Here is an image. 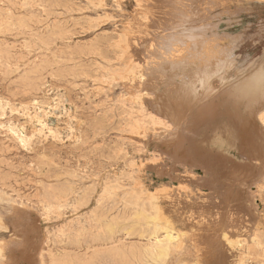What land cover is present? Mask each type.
I'll return each mask as SVG.
<instances>
[{
	"label": "rangeland",
	"instance_id": "obj_1",
	"mask_svg": "<svg viewBox=\"0 0 264 264\" xmlns=\"http://www.w3.org/2000/svg\"><path fill=\"white\" fill-rule=\"evenodd\" d=\"M0 1V219L1 221L4 219L1 222L4 225L0 226V264H140L129 253L133 248L147 243L137 228L132 231L139 210H147L146 214L153 216L159 211L158 219L152 220L151 225L160 224L163 227L169 223L174 225L173 228L180 231L179 240L189 241L196 236L193 241L194 247H189L190 254L201 256L202 260L205 255L203 261H208L207 264L221 263H216V260L221 261L216 255L218 249L222 250L221 264H240L244 258L247 259V264H264V174L261 180H256L252 188L248 189L247 210L250 209L247 211L250 213L248 219L242 221V224L238 221L240 223L233 227L228 212V215L223 214V223L217 227L210 212L215 193L207 186H202L203 192L200 193L204 194L199 198V191L193 189L196 185L192 181L181 180V177L179 180L177 178L171 180V175L177 174L175 167L181 165L174 164L172 159H169L170 149L166 143L157 148L163 138L171 136L177 130L174 120L162 114L159 109L162 102L156 97L158 94H155L157 90L154 92L149 85L156 83L159 85V91H163L162 84L167 74L156 72L152 77L157 73L161 76L155 79L151 77L152 80L148 75L143 79H137L139 70L145 67L139 62L141 57L137 56L138 52L130 50L132 49L130 46L137 44L136 38L139 36L154 38L162 33L163 30L158 28L161 26L157 18L158 13L172 10L174 7L167 3L161 4L162 6L158 4L159 7L156 6L157 3L154 5L153 0ZM140 1L144 5H140ZM202 1L203 4L196 1L198 5L195 9L199 7V10H207L204 4L212 2ZM216 1L211 4L213 9L207 17L201 14L198 16L196 13L197 16L193 19H174L173 24L184 28L178 30L179 33L197 36V39L187 38L189 43H186L184 48L190 46V49L184 50L185 59L204 62L205 56L213 54L214 50L205 49L207 46L205 47L202 42L206 32L204 25L211 23L214 30L211 28L212 31L208 30L206 34L211 35L210 33L214 31L238 36L239 40L235 39L232 43L230 39L224 38L223 44L233 46L236 65L248 67L251 62L260 63L253 74L262 75L264 80V0ZM232 12H235V15ZM131 33L133 35H130ZM193 44H196V48ZM200 57L203 58L199 59ZM97 63H101V66ZM168 69L167 72L173 73ZM176 73L179 74L177 78L180 79V83L184 84L182 79L185 73L181 69ZM180 74H183L182 78ZM203 76L206 77L207 74ZM219 77H213L212 74L205 83ZM238 77L239 82L231 80L228 84L240 83L246 76ZM250 77L251 75L246 77L247 81ZM183 84L181 86L184 91H193L196 85L199 88L203 85L199 81L194 83L195 87L191 84L193 88L189 83ZM98 85L101 86L97 87ZM6 102L9 104H5ZM2 112L6 113L5 116ZM185 116L187 119L188 114ZM91 118L96 123L90 121ZM95 118L97 120L101 118L102 122L96 121ZM143 127L144 129H141ZM134 131L136 133L138 131L137 135ZM139 131H142L141 134ZM95 134L99 136H94ZM182 174L194 178L200 172L192 173L186 169L182 170ZM111 182L113 183L110 184ZM108 184L115 190L111 186L113 190H110ZM133 188L135 192L143 188L148 190V193H157V197L162 199L151 200L149 195L139 199L137 206L126 204L133 199L134 193L130 192ZM175 189L174 198L177 199L169 198L168 196L172 195L166 193ZM180 191L184 196L179 198V194L182 195ZM194 193H197V196ZM192 194L195 196L193 202L197 203L198 199L203 207L206 206V215L210 219L202 220L208 221L200 222L202 220L199 217V224L190 225L175 218L178 217L177 214L186 211V206L178 200L184 197L190 200ZM175 203L178 206L173 207ZM169 205L171 207H168ZM179 206L184 207L180 209ZM157 208L159 210H156ZM168 208H171L169 209L171 212ZM117 218L121 221V227L117 229L116 236L124 238V248L128 253L123 257L112 253L111 250L117 246L116 244L104 245L102 241L108 232L107 220ZM212 224L216 226L213 228ZM256 233L260 234L263 243L252 251L248 259V255L241 254V247L246 242L251 243ZM117 244L123 246L120 242ZM250 245L247 246L249 249L252 246ZM175 258L170 255L165 264H182L183 261H177ZM189 261L190 259L187 260Z\"/></svg>",
	"mask_w": 264,
	"mask_h": 264
},
{
	"label": "bare ground",
	"instance_id": "obj_2",
	"mask_svg": "<svg viewBox=\"0 0 264 264\" xmlns=\"http://www.w3.org/2000/svg\"><path fill=\"white\" fill-rule=\"evenodd\" d=\"M20 1H22V0H20ZM153 1H155L154 5L157 3L156 6H159L158 4H160V6H162L161 4L167 3V4H170L172 7H174V9L166 10V11L163 10L162 12L161 11L159 12V10H157L159 12L158 16H157V18L159 19L158 22L161 23L160 24L161 26H159V25H157V26H159L158 28L162 29L163 32L160 33L159 35H157L154 38H144V37H141V36L137 35V36H139L137 38L135 37L138 40L136 42L137 44L131 45L130 47L132 49H130V50L134 49L135 51L138 52L139 55H137V56L141 57V59H139V62H140V64L143 65V67H145V68L139 70L138 76L136 75L137 72L135 71L136 72L135 75L137 76V79H143V77L145 78L146 75H148L149 78H151L156 72H160L162 74H167V75H165L166 78L164 79V82L162 84L163 91H159V88H158L159 85L156 84V83L155 84L154 83H151V84L149 83V85L151 87V90H152V88H153V91L157 90V92L155 94L156 95L158 94L156 97H158V99H160V101L162 102V107H159V109L161 110L162 114L164 116L174 120V123L177 124V130L171 136H169L167 138H163V140L159 142V145H158L157 148H160V145H162L163 143H166V145H168V148L170 149L169 154L171 155V157H169V159L170 160L172 159L174 164H180L181 165V166L175 167V170H176L177 174L171 175V177H172L171 180H174L176 178L178 179V178L181 177L180 178L181 180H184V181L190 180V181H192L196 185L195 187H193V189L194 190L198 189V191H199V193H198L199 198H202L203 194H204V193H200V192H203L202 186H207L211 190V192L215 193V196L212 199L213 200V205L210 208V212H211V215L213 216L214 223H216L218 225L217 227L222 225L223 216H224L223 214H225V213L227 214L228 212L230 213V218H231V220L233 222V227H234V225L236 223L238 224V223L241 222L240 224H242V221L245 222L247 216L250 214V213H248L249 212L248 210H250V209L247 210V208H249L248 207V203H249V194H248L249 190L248 189L252 188L253 183H255L256 180H259L262 177V175L264 174V80H263V76L262 75H260V74L254 75L253 74L256 71V69H257V67H258V65L260 63L257 62V64H258L257 65V64H253V62H251L250 66H248V67L247 66L244 67V66L236 65V63H235L236 60L234 59V57H236V56H235L234 51H233V46L231 44L225 46L223 44V39L224 38L225 39H230L231 40L230 42L232 43V42H234L235 39H237L238 36L231 35V34H228V33L227 34H219V33L214 32V31L212 33H210L211 35H208V34H206V32H208V30L210 31L211 28L213 27L211 23H210L211 25L208 24L209 22L207 23L208 25H204V29H206V32H205V35L202 37V42L205 44V47L207 46L206 48L204 47L205 49L209 48L210 51L214 50V52H212L213 54H211V56L210 55L207 56V57L205 56V59H203V60H205L204 62L199 60V59H202L203 57L202 58L200 57L198 59L199 61H190V60L187 61L185 59L186 58L185 57L186 54H184L183 52H184L185 49H188L190 46H186L187 48H184L185 47L184 45H186V43L188 41L187 40L188 37H196V39H197V36H193V35L186 36V35H184L182 33H179L178 30H181V29H184V28L177 27L175 24H173L174 23V19L175 18H178L180 20L181 19H193V18H195L197 16L196 13H198V16L201 14V15H203V17L204 16L207 17L210 14L211 9H213L212 8L213 6H211V4L213 2L215 3L217 1L216 0H212V2H209V3L207 2L208 4L205 3L204 5H206V7L208 9L204 10V11L203 10H199V7L197 9H195L197 7V5H198V3H196V1H200L201 3L202 2L204 3V1H202V0H153ZM140 2L141 3H139V4L141 5L142 1H140ZM222 2H224V1H222ZM145 3H147V2L145 1ZM142 5H144V4H142ZM101 6H103V5H101ZM166 7H168V5ZM200 7L203 8V5H201ZM83 10H84V8H83ZM240 10H242V9L240 8ZM78 11H79V9H78ZM202 11H203V13H202ZM233 14L235 15V12ZM138 15H139V13H138ZM142 15H145V14H142ZM149 18H150V16H149ZM107 19H109V18H107ZM147 19H148V17H147ZM205 19L207 20V18H205ZM111 20H113V19H111ZM104 21H106V20H104ZM245 21H247V20H245ZM162 23H164V24H162ZM88 24H90V23L88 22ZM123 26H125V25H123ZM126 27H128V26L126 25ZM88 28H89V26H88ZM124 34H126V33H124ZM130 35H133V34L131 33ZM95 38H96V36H95ZM239 38H241V37H239ZM120 39H121V37H120ZM133 39H134V37H133ZM192 39H194V38H192ZM152 40H154V41L151 42ZM237 40H239V39H237ZM116 41H118V39ZM177 42L180 45L182 44L183 48L181 46H177V45H179V44H177ZM194 43H195V41H194ZM108 44H110V43H108ZM193 46L196 48V44H193ZM198 46H200V45H198ZM109 47H111V46H109ZM128 47H129V45H128ZM123 49H124V47H123ZM209 49H208V51H209ZM215 49H216V51H215ZM128 51H129V49H128ZM205 51H207V50H205ZM194 52L195 51H193V53ZM202 53H203V51H202ZM124 55H125V53H124ZM59 59H62V58H59ZM137 61H138V59H137ZM98 64L99 63H97V65ZM166 66L168 68H171V69H168ZM167 69L171 70L173 73L170 74L169 72H167ZM176 69L177 70L181 69L183 71V73H185V77L183 76V74L182 75L180 74L181 78L183 76L182 81L184 80L183 81L184 84L185 83H189L190 87H191V84H194L195 82L199 81V82H201V84H203L202 87L199 88L197 86L198 85V83H197V85H196L197 88L195 87V84H194L195 88L193 89V91H191V90L190 91H184L183 90L184 88L181 86V84H183V83H180V81H179L180 79L177 78V76L179 74L176 73V71H177ZM148 71H150L151 73L148 72ZM195 71H198V72H195ZM125 72H123V73H125ZM117 73H120V72H117ZM209 73H211V74H209ZM203 74H207V76L206 77H204V76L202 77ZM212 74H213V77L214 76H216V77L220 76V77L218 79L212 78V81L210 83H205V82H207V80H209L208 78H211ZM127 75H129V74H127ZM131 75H129V76H131ZM248 75H251V77L247 81L246 77ZM157 76H161V75H159L157 73V75L152 77V78L155 79V77H157ZM238 76H246V77L240 83L233 84V85H229L228 84L231 80H233L234 82L235 81L239 82V78L240 77H238ZM131 78H130V80H131ZM152 78H151V80H152ZM148 79H146V80L148 81ZM106 80L108 81V79H106ZM115 80H117V79H115ZM157 80H159V79H157ZM161 80H162V78H161ZM133 81L136 82L135 80H133ZM109 85H110V83H109ZM143 85H145V84L143 83ZM100 86L98 85L97 87H100ZM199 86H200V84H199ZM145 87H147V85ZM188 87H189V85H188ZM186 88H187V86H186ZM191 88H193V86ZM187 90H189V89H187ZM153 91H152V93H153ZM15 98H16V96H15ZM13 102H15V101H13ZM21 102H22V100H21ZM141 102H142V100H141ZM7 103L8 102H6L5 104H7ZM113 104H115V103H113ZM181 104L182 105L184 104L186 106H181ZM0 105H1V103H0ZM22 106L24 107V105H22ZM59 106H61V105H59ZM4 107H6V105ZM30 107H28V108H30ZM16 108L17 107H15V109ZM8 109L10 110V107ZM1 110H2V108H1ZM45 110H46V108H45ZM130 110H131V108H130ZM52 111H53V109H52ZM42 112H44V111H42ZM53 113H54V111H53ZM137 113H139V112H137ZM4 114H6V113L2 112V115H4ZM42 114H44V113H42ZM185 114H188L187 119H185L186 118ZM99 117H101V116H99ZM103 117L104 116H102V119H103ZM92 119L93 118H91L90 121L93 122L94 119L93 120ZM99 120L96 119V121H99ZM101 120H100V122H102ZM117 120H119V119H117ZM117 120L115 121L116 123H118ZM38 121H40V120H38ZM119 121H121V120H119ZM14 123L15 122H13V124ZM150 123H152V122H150ZM125 124H126V122H125ZM128 124L130 125V123H128ZM14 125H16V123ZM109 125H111V124H109ZM84 126L87 127L86 124ZM99 126H101V125L99 124ZM45 127H47V126H45ZM134 127H132V128L135 130ZM21 128H23V127H21ZM26 128H28V127H26ZM43 129L44 128H42V130ZM72 129H74V128H72ZM141 129H144V127L141 128ZM85 130H87V128ZM13 131H15V130H13ZM134 132H135L134 134L137 135L138 131H137V133H136V131H134ZM141 132H140V134H141ZM105 133H106V131H105ZM42 134H43V132H42ZM83 134L85 135V132ZM97 134H95L94 136H96ZM99 134H101V133H99ZM87 135H88V133L86 134V136ZM32 136H33V134H32ZM97 136H99V135H97ZM139 136L140 135H138V137ZM27 137H29V136H27ZM41 138H37V139H41ZM73 138H74V136H73ZM18 139H20V137ZM54 139H56V138H54ZM92 139H94V138H90V140H92ZM84 140H86V139H84ZM59 141H61V140H59ZM19 142L21 143V140H19ZM88 145H89V143H88ZM55 148H57V147H55ZM55 148H53V149H55ZM110 148L111 147L109 146V149ZM35 149H36V147H35ZM104 152L107 153L106 150ZM102 153H103V151H102ZM41 154H42V152H41ZM47 154H48V152H47ZM109 159H110V157H109ZM58 161H59V159H58ZM155 168L156 167H154V169ZM261 168H262V171H261ZM186 169H188L189 171H192V173L200 172V174L197 175L194 178L188 176V174H187V176L186 175L183 176V174L181 175L182 170L184 171ZM189 174H191V173H189ZM105 181H109V180H105ZM112 183L113 182H111L110 184H112ZM136 183L139 184V182H137V181H136ZM243 185H245V186H243ZM110 186L111 185L108 184V187H110ZM134 186H138V185H134ZM140 186H142V185H140ZM104 187H106V186H104ZM111 187H110V190H113V189L115 190V188L112 187L113 188L112 189ZM255 187H256V185H255ZM143 188L139 189L138 190L139 192H135V188L131 189V190L134 191V192L130 191V192L134 193V195L132 196L133 199H131L132 201H127L126 204H130L132 206H137V202H138L139 199H143V198H145V196H149V195H151V196H149L151 198V200L152 199H155V200L157 199V201H158L159 199H162L161 197H159V198L157 197V195H156L157 193H155V194L154 193H148L147 192L148 190L146 191ZM253 189H256V188H253ZM149 192H151V190ZM177 193H179V192L177 191ZM166 194L172 195L171 197L168 196L169 198H172V197L174 198L176 196V189L173 190V191H168ZM194 194H195V196H197V193H194ZM179 195H178L179 198L184 196L183 193H182V195L181 194H179ZM116 196H118V195H116ZM195 196L193 194L190 195V197H189L190 200H186L185 197H184V199L181 198V199L178 200V201H180V203H182V205L186 206V211L177 214L178 217H175V218H177L178 220H184L186 223H188V224L190 223V225L191 224L192 225L199 224L198 220L200 218H201L200 220H202L203 218L204 219L208 218V220L210 219V217L206 215V206L203 207L202 204H200L202 202L199 201L198 199L196 201L197 203L193 202V199L195 198ZM54 197H55V195H54ZM174 199H177V198H174ZM145 200H148V199H145ZM169 202L171 203V201H169ZM120 203H121V201H120ZM164 203H165V201H164ZM175 205H176V203L173 205V207H175ZM176 206H178V205H176ZM168 207H171V206L169 205ZM183 207L179 206L180 209H183ZM159 208H157L156 210H159ZM169 209H171V208H168V210ZM204 210H205V214H203ZM181 211H183V210H181ZM146 212H147V210H142V211L139 210V212L136 215V219H137V221L135 223L136 225L132 226V231L136 230V228H137L138 231H140L139 232L140 236L143 239L147 240V243L145 245H141V246L135 247L129 252V253H131L130 255L133 258H136L137 262H139L140 264H165V263H167V257L172 255L173 257H176L175 259L177 261H183L182 264H205V263L207 264L208 261H203V260H205V255H204V258L202 260L200 258L201 256H196V255L190 254L191 251H190L189 247L190 246L194 247L195 242L193 243V241L196 238V236L195 237L191 236L192 238H190L189 241L179 240V236L181 234H180V231H178L175 228H173L174 225L172 226V224H170V223L167 224L164 227L162 225H160V224L151 225V221L152 220L158 219V215L160 214L159 211H156V216H153L151 214H146ZM174 212L172 211V213H174ZM201 212H202L203 215L201 214ZM175 213H177V212H175ZM168 215H170V213ZM168 215H167V220H168ZM199 215H201V216H199ZM164 216L166 218V215H164ZM208 220L206 219L204 221L206 222ZM249 220H250V218H249ZM2 221L0 219V226L4 225L3 223H1ZM204 221L202 220L200 222H204ZM238 221H240V222H238ZM4 222H6V221H4ZM169 222H171V221H169ZM180 223H181V221H180ZM120 224H121V221H119L118 218L117 219H113V220H107L108 232L106 233L105 236H103L102 241H104L103 242L104 245L116 244L117 246L111 250L112 253L115 254V256L123 257L124 255H127L128 253H127L126 249L124 248V246H125L124 238L122 239V238H119V237L116 236V233L118 231L117 229H120L119 227H121ZM182 224H184V222ZM237 224H236V226H237ZM6 225L7 224H5V226ZM214 226H216V225H213V228H214ZM236 228H238V227H236ZM6 229H8V228H6ZM101 232H102V230H101ZM213 232H215V231H213ZM161 233H163V234H161ZM193 236H194V234H193ZM248 239H249V236H248ZM118 242L122 243L123 246H119L117 244ZM237 243L239 244V242H237ZM262 243L263 242H262V238L260 237V234L256 233L253 236V238L251 240V243L250 242L249 243L246 242L244 245H242L241 254L242 255L243 254L248 255V259H249V256L252 254V251L256 247H260L262 245ZM247 244L248 245H250V244L252 245V246L250 245L251 246L250 249L247 247L248 246ZM260 250H261V248H260ZM200 254H201V252H200ZM216 255H218L219 256L218 258L221 260V261H218V262L216 260V263H219V262L222 263V261H223L222 250L218 249V252H217ZM202 256H203V254H202ZM253 257H255V256H253ZM188 259H190L189 262H187ZM253 261H255V260H253ZM240 264H247V259L244 258L243 260H241Z\"/></svg>",
	"mask_w": 264,
	"mask_h": 264
},
{
	"label": "clouds",
	"instance_id": "obj_3",
	"mask_svg": "<svg viewBox=\"0 0 264 264\" xmlns=\"http://www.w3.org/2000/svg\"><path fill=\"white\" fill-rule=\"evenodd\" d=\"M194 99V98H193Z\"/></svg>",
	"mask_w": 264,
	"mask_h": 264
}]
</instances>
